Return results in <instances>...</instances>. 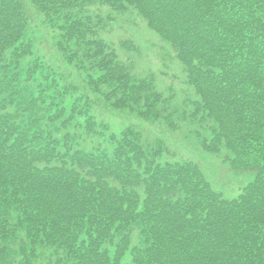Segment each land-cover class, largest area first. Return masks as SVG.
<instances>
[{
    "label": "trees",
    "instance_id": "1",
    "mask_svg": "<svg viewBox=\"0 0 264 264\" xmlns=\"http://www.w3.org/2000/svg\"><path fill=\"white\" fill-rule=\"evenodd\" d=\"M31 1L92 94L170 130L196 125L201 150L251 180L225 199L195 163L161 162L162 142L109 133L36 53L22 0H0V264H264V0ZM96 2L172 47L197 97L180 121L99 37Z\"/></svg>",
    "mask_w": 264,
    "mask_h": 264
},
{
    "label": "rangeland",
    "instance_id": "2",
    "mask_svg": "<svg viewBox=\"0 0 264 264\" xmlns=\"http://www.w3.org/2000/svg\"><path fill=\"white\" fill-rule=\"evenodd\" d=\"M29 14L30 37L36 43V53L48 66L56 69L66 78L67 84L75 81L80 90L92 101L90 114L109 133L118 134L127 126L139 129L149 141L161 140L166 145L161 162L192 161L202 170L210 186L225 199H234L242 188L251 180V175L235 174L222 156L206 153L201 150L195 137L196 132H202L196 125L180 122L177 131H171L161 121H145L126 111L111 109L102 99L92 94L85 78L57 50L54 31H50L43 22L42 15L35 9L31 0H22ZM88 15L100 19L103 26L99 37L117 54L119 61L131 65L132 73L140 78L151 74L154 77L156 89L166 94H172V107L178 110L177 117L191 109L190 101L197 97L192 87L186 83V76L181 64L175 58L171 47L151 32L145 21L135 11L129 10L117 13L108 6L94 3L89 6ZM129 43L134 51L121 48L122 43ZM204 134V133H203ZM98 141L94 140L93 146ZM101 146L105 144L100 139Z\"/></svg>",
    "mask_w": 264,
    "mask_h": 264
}]
</instances>
